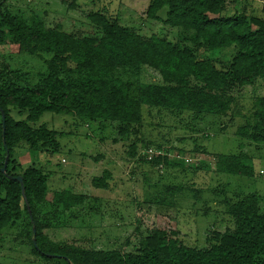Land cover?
<instances>
[{
	"label": "trees",
	"instance_id": "trees-1",
	"mask_svg": "<svg viewBox=\"0 0 264 264\" xmlns=\"http://www.w3.org/2000/svg\"><path fill=\"white\" fill-rule=\"evenodd\" d=\"M3 2L0 43L10 37L19 53L51 58L45 60L47 74L35 86L22 87L0 73V239L11 226L24 222L33 253L46 264H264V213L256 193L229 205L234 230L219 234L209 249L187 248L157 231L142 242L139 252L124 254L97 249L89 238L64 236L61 219L86 197L72 188L52 190L42 167L22 166L15 159L23 146L32 154L60 151L61 133L37 126L46 113L118 123L122 136L139 131L145 108L194 119L241 118L245 123L235 136L264 144V96L255 99L247 115L240 98L231 94L234 88L264 81V14L248 0L239 13L229 8L228 0H150L148 18L159 20L165 11L166 25L190 33L192 50L157 36L145 38L102 14L89 16L92 34L70 33L45 16L7 11ZM260 11L264 13V4ZM227 51H235L230 60L221 58ZM203 52L207 55L202 57ZM213 54L220 56L215 59ZM144 67L156 71L161 82H142ZM13 111L24 118L15 119ZM175 145L169 150L161 144L146 146L145 160L174 166L168 152ZM246 160L243 154H218L214 171L252 179L254 167ZM92 184L97 189L109 186L106 176L93 178ZM44 211L47 216L40 218Z\"/></svg>",
	"mask_w": 264,
	"mask_h": 264
},
{
	"label": "rangeland",
	"instance_id": "rangeland-1",
	"mask_svg": "<svg viewBox=\"0 0 264 264\" xmlns=\"http://www.w3.org/2000/svg\"><path fill=\"white\" fill-rule=\"evenodd\" d=\"M248 1L264 14L260 11L264 0ZM228 2L229 8L239 13L245 0ZM3 3L7 11L45 16L70 33L92 34L94 26L89 16L102 14L145 38L157 36L194 50L188 41L190 33L164 23L165 11L159 14V20L148 18L150 0H4ZM234 54L235 51L223 52L221 58L230 60ZM206 55L203 52L202 57ZM219 56L213 54L215 59ZM50 58L48 54L39 58L19 53L7 37L5 43H0L2 79H12L22 87L35 86L47 74L45 60ZM140 80L161 82L159 74L149 67L142 69ZM231 94L240 98L248 115L255 99L264 96V81L234 88ZM12 116L17 120L24 118L16 111ZM231 119L219 116L194 119L188 114L181 117L145 108L139 131L122 136L118 123H90L46 113L37 126L45 124L61 133L60 151L55 155L32 154L23 146L16 151L15 159L22 166L36 163L42 167L50 175L52 190L72 188L86 197L83 205L61 219L59 231L64 236L89 238L97 249L129 254L139 252L142 242L153 233L165 231L187 248L206 250L216 244L219 234L234 230L229 205L256 193L264 213V144L237 138L235 133L245 120ZM173 143L176 145L168 152V158L174 166H154L145 160L146 146L157 148L161 144L169 150ZM218 154L245 155L247 164L254 167L253 178L217 174L214 165ZM104 176L108 188H95L93 178ZM46 216L44 211L39 217ZM24 224L17 222L0 239V264H46L33 253Z\"/></svg>",
	"mask_w": 264,
	"mask_h": 264
},
{
	"label": "water",
	"instance_id": "water-1",
	"mask_svg": "<svg viewBox=\"0 0 264 264\" xmlns=\"http://www.w3.org/2000/svg\"><path fill=\"white\" fill-rule=\"evenodd\" d=\"M2 115H3V121H5V114L3 112H2ZM7 161H8V157L6 159V163H5V167H4L3 171H5V169H6ZM16 180L19 181L21 183V185L23 186V181H22L21 177L16 178ZM30 216H31V212H30ZM31 218H32V216H31Z\"/></svg>",
	"mask_w": 264,
	"mask_h": 264
}]
</instances>
